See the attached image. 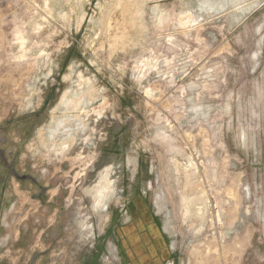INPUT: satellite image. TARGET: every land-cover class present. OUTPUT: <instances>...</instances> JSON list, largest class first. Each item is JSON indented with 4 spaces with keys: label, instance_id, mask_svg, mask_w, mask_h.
I'll list each match as a JSON object with an SVG mask.
<instances>
[{
    "label": "rangeland",
    "instance_id": "obj_1",
    "mask_svg": "<svg viewBox=\"0 0 264 264\" xmlns=\"http://www.w3.org/2000/svg\"><path fill=\"white\" fill-rule=\"evenodd\" d=\"M162 263L264 264V0H0V264Z\"/></svg>",
    "mask_w": 264,
    "mask_h": 264
},
{
    "label": "bare ground",
    "instance_id": "obj_2",
    "mask_svg": "<svg viewBox=\"0 0 264 264\" xmlns=\"http://www.w3.org/2000/svg\"><path fill=\"white\" fill-rule=\"evenodd\" d=\"M140 7V6H139ZM138 10V9H137ZM140 11V10H139ZM141 12V11H140ZM140 15V14H139ZM115 20V19H114ZM118 22H119V20H118ZM114 24H116V22L115 21H108V27H110L111 29H113L112 27H114L115 25ZM116 28H117V26H116ZM122 35H123V32L121 33ZM114 35H117V34H114ZM126 36V35H125ZM123 37V36H122ZM111 47V46H110ZM115 48V47H114ZM84 93L85 92H81V94L80 95H78L77 97H75V98H72V97H70V95H68V92L66 91L63 95H62V98L60 99L61 101H60V104H64L65 105V107H68L69 109L71 108L72 110H79V109H81L80 107V105H81V101H82V99L84 98ZM73 111V112H74ZM79 112V111H78ZM77 113V112H76ZM75 117H77L78 115L77 114H75L74 115ZM74 117V118H75ZM69 118V117H68ZM72 118H73V116H72ZM66 119V118H65ZM70 119V118H69ZM65 123V122H64ZM62 124V123H61ZM113 178V177H112ZM112 178H111V176H109V169L107 168V169H105L104 171H103V173H102V175H101V177H100V179H99V185L98 186H96V188H95V198L97 197H99L98 198V202H100V200H101V198H103V196L104 195H107L108 194V190L110 189V186H111V184H113V181H112ZM186 198V197H185ZM183 199V203H184V206H185V214H187V213H189L190 212V210H191V207H194V205H196L197 204V206H195L196 208L198 207V204H203V194H201V195H199L198 197L196 196V197H190V199ZM97 200V199H96ZM100 203H102V202H100ZM199 208V207H198ZM192 209H195V208H192ZM199 211V210H198ZM198 211H197V213H198ZM194 212H195V210H194ZM193 212V213H194ZM192 213V214H193ZM199 215V219L201 218V217H203V211H202V209L200 210V212L198 213ZM195 216H196V214H194ZM193 215V216H194ZM191 217V216H190ZM186 218V217H185ZM187 220V219H186ZM202 220V219H201ZM131 226L130 227H128L127 228V232H131ZM200 228V227H199ZM151 230V233L152 234H154L153 233V231H152V228L150 229ZM132 234L130 233V237L132 238ZM198 255V254H197ZM198 259H199V261L201 260L200 259V256L198 255Z\"/></svg>",
    "mask_w": 264,
    "mask_h": 264
},
{
    "label": "flooded vegetation",
    "instance_id": "obj_3",
    "mask_svg": "<svg viewBox=\"0 0 264 264\" xmlns=\"http://www.w3.org/2000/svg\"><path fill=\"white\" fill-rule=\"evenodd\" d=\"M129 217H130V218H129V220H128V223H127V224H125V226H126V225H130V224L132 223V221H133V219L131 218V216H130V215H129Z\"/></svg>",
    "mask_w": 264,
    "mask_h": 264
},
{
    "label": "crops",
    "instance_id": "obj_4",
    "mask_svg": "<svg viewBox=\"0 0 264 264\" xmlns=\"http://www.w3.org/2000/svg\"><path fill=\"white\" fill-rule=\"evenodd\" d=\"M167 250H168V249H167ZM168 253H169V251H168ZM167 257H168V256H167ZM167 257H166V258H167ZM163 261H165V259H164ZM162 264H164V263H162Z\"/></svg>",
    "mask_w": 264,
    "mask_h": 264
}]
</instances>
